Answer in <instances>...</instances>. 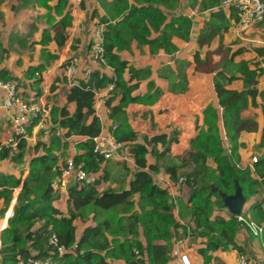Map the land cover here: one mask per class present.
<instances>
[{
	"label": "trees",
	"instance_id": "trees-1",
	"mask_svg": "<svg viewBox=\"0 0 264 264\" xmlns=\"http://www.w3.org/2000/svg\"><path fill=\"white\" fill-rule=\"evenodd\" d=\"M22 1L27 3V0ZM48 1L51 0H34L35 4L47 11L48 22H52L49 30L43 33L41 41L36 43L41 46L45 61L56 58L46 47L52 41L57 48L62 47L66 39L65 29L71 21L67 1L52 0L51 5L47 4ZM131 1L113 0L110 19H100L105 25L104 59L106 64L113 68L114 77L109 78L98 71L91 72L87 80L78 81L69 89L66 94V106L51 110L52 119L57 126L52 129L49 144L39 143L37 146V150L41 149L42 154L32 158L29 163V173L21 184L16 204L8 219V227L1 233L0 264H19L20 261L27 264L28 258L38 264L46 261L49 264H111V261L137 264L134 249L146 253L150 264H168L173 241L179 236L180 230L184 236L205 240L199 254L203 257L204 264H209L211 254L219 249L226 251L231 248L239 252V256H246L245 250L235 242L240 229L246 230L251 238L260 239L245 223L238 222L236 218L226 219L216 215L223 209L220 198L214 193L209 194L207 188L200 187V183L214 184L224 193L231 194L234 191V180H237L245 197L250 198L259 193L257 188L261 184L260 179L264 178V159L253 164L251 168H241L238 166L235 150H231L230 155L225 152L219 138L215 110L210 108L204 111L207 130L200 129L197 136L191 140L188 151L180 157V166L165 159V155L170 151L169 146L176 142V137H171L168 141L166 135H158L138 142L137 135L128 125L126 107L144 97L152 104L158 99L161 91L153 82H148L147 95L142 98L133 96L140 84L139 80L148 79L151 72L148 69L136 71L126 61H122L117 53L129 49L132 39L146 42V37L153 31L160 33L153 41H147L151 53L163 50L167 55L175 54L177 48L171 42L172 38L188 40L190 27L187 17H174L170 14L176 8L177 0ZM237 15L233 14L231 17L238 21ZM1 18L0 11V20ZM215 18L225 19L219 10L213 15V21L207 23L206 29L214 25ZM199 39L201 47L202 38ZM195 64L200 68L206 63L195 57ZM185 68L184 64H179L176 77H165L170 82V89L181 92L186 89ZM35 69H31V76L37 78L39 73L34 74ZM126 71L130 76L128 82L124 80ZM229 71L231 74V70ZM236 71L242 76V91L227 90L226 83L234 81V75L226 77L222 71L216 73L214 79L215 92L222 109L223 126L228 140L235 144L238 134L250 129V125L241 119L240 114L249 104H254L258 76L257 70H250L245 62L237 65ZM29 78L31 79L30 76ZM133 81L135 83L131 84ZM110 85L113 88L110 90L111 98L106 101V106L109 108V119L115 126L112 131L113 138L119 144L129 143V154L136 170L127 190L106 188L100 192L98 186L107 180L104 175L98 181L94 180L91 185L73 182L68 187L67 207L66 212H63L54 204L60 199L57 185L61 186L65 161L60 165L54 152L65 150L69 144L68 140L73 137L85 138L74 146V168H82L88 173L100 169L105 160L94 152L93 139L101 133V121L95 115L93 107L94 96L95 91ZM33 88L37 92L36 84H33ZM54 88L55 86H52L51 89ZM115 98H119V103L110 106V101ZM28 102L34 103L32 100ZM67 104L75 105L73 114L67 110ZM59 129L63 134H58ZM157 145H161L163 151H157ZM25 152L26 142L22 140L11 161L22 162ZM147 154H153L162 160L164 173L169 174L173 181L177 182L180 177L186 179L188 199L184 204L178 202V217L183 224L175 220L174 205L170 203L166 189H161L155 184L152 173H158L160 167L157 163H147ZM209 162H212L214 167H209ZM183 171L185 172L181 176ZM19 184L20 179L0 173L1 217L5 215L10 204L13 189ZM136 195L138 201L135 199ZM261 201L251 205L249 217L242 215L243 218L261 225L264 221V197ZM76 221H91V224L84 227L79 238H76ZM52 236L57 240L56 246L49 244ZM139 238H143V244ZM59 248H64L65 252L60 254Z\"/></svg>",
	"mask_w": 264,
	"mask_h": 264
},
{
	"label": "crops",
	"instance_id": "crops-1",
	"mask_svg": "<svg viewBox=\"0 0 264 264\" xmlns=\"http://www.w3.org/2000/svg\"><path fill=\"white\" fill-rule=\"evenodd\" d=\"M66 1L68 2L71 16L70 25L65 29L66 39L60 49L57 48L53 41L46 47V50L51 55L56 56L54 60L45 61L41 54V46L36 44L41 41L43 33L49 30L52 22H48L47 11L43 7L38 6V4H35L34 0H27V3H23L22 0L15 1L19 4V6L16 5L18 12L15 13V17H17V20L21 19L20 24L26 22L30 30L26 33L19 31V33H16L17 35H14L17 32L15 31L10 33L12 36L9 38L11 48H14L16 45L21 49L31 47L32 49L34 48L33 51L31 50L34 55L31 53V55L22 59L21 63H19L16 60L17 56L13 57L10 54L11 52L8 51L4 40L0 39L1 79L5 82L15 83L19 96L25 101L26 99L34 101L32 104L42 109L39 118L32 119L27 127V137L25 139L26 152L23 156V161L15 163L7 159H0V173L12 175L20 179L19 186L12 191L11 201L5 215L0 216V237L3 231L1 228L8 227V219L13 206L16 204L21 184L29 173L30 161L32 158L42 154V150H37V146L39 143L48 145L52 129L57 126L52 119L51 110L66 106V94L69 89L77 84L78 81L88 79L85 76L86 69H89L91 72L98 71L109 78L114 77L113 68L107 64L106 66H96L90 62V46L93 31L99 24L103 25L105 31V25L100 19L104 17L110 19L113 0ZM219 1L177 0L174 11L168 12L174 17L178 15L187 17L190 20V27L188 29V40L185 41L177 37L172 38L171 42L177 48L175 54L167 55L163 50H158L154 54L151 53L147 41H153L160 33L153 31H150L151 34L146 37V42H138L132 39L129 42V49L117 53L122 61H126L136 71L148 69L151 72L148 79L139 80L140 84L138 89L134 91L133 96L142 98L147 95L149 91L148 82H153L154 86L161 91L158 99L152 104L144 97V99H140L126 107V121L128 125L137 135L138 142H143L144 138L158 135H166L168 141L171 137H176V142L169 146L170 151L165 155L166 161L176 166L181 165L180 157L188 151L190 142L197 136L198 131L200 129L207 130L204 111L210 108L215 110L217 114V126L222 146L228 155L232 153L231 150H235V157L238 159L239 167L251 168L253 165L251 158L254 155L259 157V161L264 159V146H262L264 142V29L261 33L259 29H256L257 25L248 31L241 32L238 21L231 17L233 14L236 15L237 12L230 8H221ZM261 1L264 2V0ZM130 2L132 1L130 0ZM47 4L51 5L52 0L48 1ZM219 10L222 11L225 19L215 18L214 25L206 29L207 23L213 21V15ZM0 11L3 18V8L1 5ZM10 25L8 27L12 28L13 25ZM259 25L263 26L264 20ZM224 26L226 27L225 29ZM199 38H202L203 44L201 47ZM70 56H77L80 60V66L77 74L73 78L68 79L61 73V66ZM6 57H8L9 61H6ZM195 57L206 64H202L203 66L198 68L195 64ZM243 62L248 64L250 70H257L258 76H256L257 83L255 85L254 104H249L240 114L241 119L250 125V129L249 131H241L238 134L237 144H235L228 140L223 126L222 109L215 92L214 79L216 73L224 71L226 77L230 75L236 77L234 81L226 83L227 90H244L242 76L236 71L237 65ZM178 63L186 66L187 83L186 89L183 92L170 89V82L165 79L166 76L170 78L177 76ZM34 68H36L34 74L39 73L37 78L31 76V69ZM229 70H231V74ZM129 77L126 71L124 80L128 82ZM64 78L66 82H64ZM133 83L135 81L131 82V84ZM33 84H36L37 92L34 91ZM21 86L26 88L21 90ZM52 86H55V88L51 89ZM112 88L113 86L110 85L105 89L95 91L93 107L95 115L101 121V133L112 134L113 131L114 124L109 119V108L106 106V101L111 98L110 90ZM5 98V92L0 89V144L4 142L3 136L5 135L3 132L5 128L1 125V122L12 133L10 117L14 109L6 108ZM28 101L26 102L29 103ZM118 103L119 98L112 99L110 106H116ZM66 108L70 114H73L75 111L74 104H67ZM40 119H43V122L38 125ZM34 120L36 121L35 123ZM58 134H63V131L59 129ZM83 140L85 138L73 137L68 140L69 144L65 150L54 152L59 158L60 165L67 159H73L76 153L75 144ZM121 144L123 148L117 155L119 158L115 157L105 160L97 172L90 173L94 177V180L97 181L103 175L104 177L107 176V180L101 182L98 186L100 192L106 188L118 191L127 190L129 187V181L136 170V166L129 154V143ZM156 149L159 152L163 151L161 145H157ZM146 159L147 163H157L160 167L158 173H152V178L161 189H166L170 197V203L174 205L173 214L175 220L183 224V221L178 217V202L183 203L187 201L188 188L185 184L177 186L176 181H173L169 174L164 173L162 168L163 162L157 159L155 155L147 154ZM208 166L214 167L212 162H209ZM182 174L184 173L182 172ZM60 181L61 186L57 185L60 199L54 205L61 211L66 212L67 191L74 180L71 176ZM167 183H172V186L166 187ZM184 188L187 191L185 194L182 193ZM257 189L259 190L257 195L247 198L242 215L244 213V215L249 217L251 205L262 202L261 184ZM135 199L136 201L139 200L137 195ZM262 207L264 211V204ZM1 209L2 204L0 203ZM216 215L225 217L226 219L231 217L224 208ZM257 219L259 220V218ZM89 224H91V221L88 223L74 222L76 226V238L80 237L84 227ZM261 225L264 226V221ZM259 238V240L251 238L244 229H240L235 238L236 244L245 250V255L247 256L245 257L249 259L251 264H264V231ZM139 239L143 244V238ZM204 242L205 240H201V238L184 236L182 230H180L179 236L173 241V247L169 254L170 262L168 264L176 262L173 258V252L176 250L188 254L193 264H204V259L199 254V249L205 245ZM144 254L147 255L146 253ZM239 255V252L231 248L226 251L219 249L211 254L212 259L209 264H239ZM111 264H123V262L111 261Z\"/></svg>",
	"mask_w": 264,
	"mask_h": 264
},
{
	"label": "built area",
	"instance_id": "built-area-1",
	"mask_svg": "<svg viewBox=\"0 0 264 264\" xmlns=\"http://www.w3.org/2000/svg\"><path fill=\"white\" fill-rule=\"evenodd\" d=\"M221 8H230L237 12L238 14V26L241 32L250 30L251 28L259 25L264 20V2L261 0H221ZM103 25H97L92 34V42L90 46V62L96 66H106V61L104 59V47H103ZM80 60L77 56H70L64 61L61 66V73L64 77L71 79L79 71ZM91 71L86 69L85 76L89 77ZM0 89L5 92L6 108H13L14 113H11L10 117V128L12 131V139H10V156L18 152V145L22 140L27 137V127L29 126L32 119L39 118V114L42 109L31 103H27L21 96L18 95L16 84L13 82H5L0 77ZM43 122L40 119L38 125ZM112 130H115L113 126ZM95 143L94 152L97 156L102 157L104 160L119 158L117 155L119 151L123 148L121 144L116 143L113 135L111 133H100V135L93 139ZM4 148L3 144H0V151ZM259 161L257 156L251 158V163L255 164ZM73 178L74 182L83 183L85 185H91L94 182V177L83 170L82 168H74L73 159H67L64 162V168L62 170V179L67 177ZM186 182L184 177H180L176 182L177 186H182ZM262 192L261 197H264V178L260 179ZM166 187H171L172 183H167ZM238 222H243L249 228V230L255 235L260 236L264 231L263 225H257L256 223L246 220L243 218L242 214L236 217ZM2 227L1 230H4ZM57 240L55 236H52L49 240V244L56 246ZM181 243V241H179ZM65 252L64 248H59V253ZM134 258L137 264H149L147 256L141 253L138 249L133 250ZM173 258L176 262L170 264H193L188 254L182 253L178 250L173 252ZM239 264H249L248 259L241 255L238 259ZM20 261L19 264H23ZM27 264H38L33 259L28 258L26 260ZM43 264H49L48 261Z\"/></svg>",
	"mask_w": 264,
	"mask_h": 264
},
{
	"label": "rangeland",
	"instance_id": "rangeland-1",
	"mask_svg": "<svg viewBox=\"0 0 264 264\" xmlns=\"http://www.w3.org/2000/svg\"><path fill=\"white\" fill-rule=\"evenodd\" d=\"M15 1L16 0H0L1 7L3 8L2 12H3V15H4L3 18L0 21V23H1L0 24V39L4 40V42L6 43V47H7L8 51L11 52L10 54H12L13 57L17 56L16 60L19 61V63H21L22 59H25L26 57L31 55V53H33L32 51L34 50V48L32 49L31 47H29L27 49L26 48L25 49H21L16 44H15L16 46H14V48H11V46H10L9 38L12 36V34H10V33H13L15 31H17L14 34V35H17L16 33H19V31H23L22 33H26L27 31L30 30V28H28L29 25H26V22L24 24H20L21 19L17 20V17H15V13L18 12L17 11V6H19V4L16 3ZM43 20L45 21V19H43ZM9 24L13 25V27L9 28L8 27ZM18 25H20V26H18ZM23 25H26V26H23ZM6 28H8V30H6ZM256 29H259L260 32L262 33L263 29H264V25L263 26L258 25ZM257 35H260V34H257ZM33 55H34V53H33ZM6 61H9L8 57H6ZM14 63H15V61H14ZM17 64H18V62H17ZM20 88H21V90L22 89L24 90V88H26V87L21 86ZM12 113H14V112H12ZM1 125H3V127L5 128V130H3L5 135L3 136L4 137V142L1 143V144L4 145V148L0 151V159H7L8 161H11L12 157L10 156V148L9 147H10V139H12L13 135H12L11 132H9L8 128L6 126H4V124H2V122H1ZM5 154H7V155H5ZM254 156H257V155H254ZM184 172L185 171H183V173ZM181 176H183V174ZM113 179H115V178L113 177ZM186 192L187 191L184 188L182 193L185 194ZM181 199H183V198H181ZM183 203H185V201ZM243 215H244V213H243ZM189 242H191V241H189ZM189 242H187V243H189ZM189 246H190V244H189Z\"/></svg>",
	"mask_w": 264,
	"mask_h": 264
},
{
	"label": "water",
	"instance_id": "water-1",
	"mask_svg": "<svg viewBox=\"0 0 264 264\" xmlns=\"http://www.w3.org/2000/svg\"><path fill=\"white\" fill-rule=\"evenodd\" d=\"M200 187H205L208 189L209 194H216L222 203V207L228 212L231 217H238L242 214L243 208L247 202L241 186L237 180H234V191L231 194H226L221 191L214 184L203 185L200 183Z\"/></svg>",
	"mask_w": 264,
	"mask_h": 264
}]
</instances>
